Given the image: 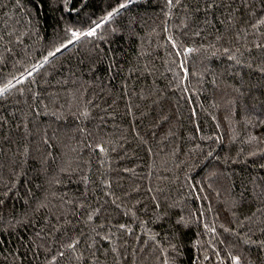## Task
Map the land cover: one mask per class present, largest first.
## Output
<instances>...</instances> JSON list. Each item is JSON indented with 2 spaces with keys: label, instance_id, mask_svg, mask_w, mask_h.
Instances as JSON below:
<instances>
[{
  "label": "trees",
  "instance_id": "trees-1",
  "mask_svg": "<svg viewBox=\"0 0 264 264\" xmlns=\"http://www.w3.org/2000/svg\"><path fill=\"white\" fill-rule=\"evenodd\" d=\"M261 21L0 0V264H264Z\"/></svg>",
  "mask_w": 264,
  "mask_h": 264
},
{
  "label": "snow or ice",
  "instance_id": "snow-or-ice-1",
  "mask_svg": "<svg viewBox=\"0 0 264 264\" xmlns=\"http://www.w3.org/2000/svg\"><path fill=\"white\" fill-rule=\"evenodd\" d=\"M169 3H171V0H169ZM126 5L125 4H120V8H123V7H125ZM118 11V10H117ZM112 15H114V13H109V17H111ZM262 23H264V21H261ZM100 25H97V27H99ZM95 29H92L91 31H89L88 33H86V35H88V36H93V35H95ZM78 33H76V32H72V36L73 37H77L78 38ZM69 44L70 43H72V41L71 40H69V42H68ZM65 47H67V45H65ZM57 52H59L60 51V49L58 48L57 50H56ZM52 55H55V53H52ZM29 75H31V73H29ZM22 81H20V80H17V83H21ZM14 85H12L11 83H9L7 86H5L4 88H0V96H2V95H4V93L5 92H7L11 87H13ZM103 149H101V151H102ZM234 260H235V262H236V264H239V258L238 257H235L234 258Z\"/></svg>",
  "mask_w": 264,
  "mask_h": 264
},
{
  "label": "rangeland",
  "instance_id": "rangeland-1",
  "mask_svg": "<svg viewBox=\"0 0 264 264\" xmlns=\"http://www.w3.org/2000/svg\"><path fill=\"white\" fill-rule=\"evenodd\" d=\"M258 112V111H257Z\"/></svg>",
  "mask_w": 264,
  "mask_h": 264
}]
</instances>
